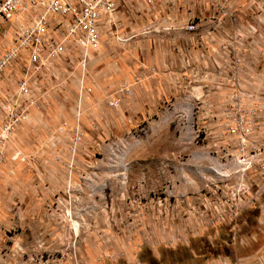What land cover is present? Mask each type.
Returning <instances> with one entry per match:
<instances>
[{
    "label": "rangeland",
    "instance_id": "374dc122",
    "mask_svg": "<svg viewBox=\"0 0 264 264\" xmlns=\"http://www.w3.org/2000/svg\"><path fill=\"white\" fill-rule=\"evenodd\" d=\"M153 4L117 0L115 12L128 30L132 13L160 10V1ZM208 4L204 18L187 22L201 28L202 41L196 49L181 45L185 61L177 63L172 82L162 75L138 83L122 78L114 57L121 53L110 46L104 68L92 78L70 48L32 75L38 105L31 109L39 111L17 137L15 129L12 151L33 153V173L38 158L45 203L59 214V244L54 252L43 250L44 257L59 260L74 243L77 257L89 264L133 258L203 264L217 256L264 264V186L254 199L264 176L255 150L239 155L238 136L225 132L252 104L257 126L249 147L264 148L262 7L226 1L219 10ZM166 16L148 19L157 33L171 22ZM159 50L164 63L165 50ZM20 64L0 79V121L3 103L13 101L25 72ZM34 139L37 146H29ZM233 198L241 205L234 217L228 211Z\"/></svg>",
    "mask_w": 264,
    "mask_h": 264
},
{
    "label": "crops",
    "instance_id": "0c3cea01",
    "mask_svg": "<svg viewBox=\"0 0 264 264\" xmlns=\"http://www.w3.org/2000/svg\"><path fill=\"white\" fill-rule=\"evenodd\" d=\"M155 1H160V10L151 12L141 10L139 13H132L133 22L128 30L127 24L129 23L126 24V19L119 11L114 12L109 21H106V18L101 21L99 43L88 51L85 66L81 68L84 75L86 71L92 78V75L98 72L96 69H99V72L102 71L109 51L107 46H110L114 49L117 47L121 53L116 52L114 57L121 61L118 73L122 75V78L129 76L135 83H138L144 80L146 75H151L152 78L162 75L164 79L172 82L171 75L178 65L177 63L185 61L183 52L180 50L181 45L185 47L189 43L196 49L197 44L202 41L203 31L201 28L195 33H189L185 31L184 27L190 19L196 21V18H204L210 6L208 3L198 0ZM226 1L231 4L261 6L262 13L259 17L264 20V0ZM165 2L170 3L171 10H168L169 6L167 7ZM176 5H178L177 8ZM152 8L155 9L154 4ZM165 9L167 13L164 11ZM165 14L171 22L164 23L166 26L157 33L158 27H154L156 22L149 23L148 19L150 16L152 18H157L159 15L165 17ZM161 47L165 50H162L164 63L159 61L161 56L158 55V52L161 51L159 50ZM73 51L79 56L78 50ZM179 54L182 56L181 60ZM20 63L22 65V62ZM111 100L116 99L111 98ZM38 111L37 109L29 110L24 120L17 126L16 137L20 129H26L25 126L31 122L33 117L37 116ZM12 136L7 143L8 149L5 148L4 163L0 165V264H28L23 261L25 255H27V260H30L28 257L43 254L42 251L45 249L47 252L56 250L59 244V232L56 226L59 214L45 203L44 174L40 170L38 171V158L36 156L34 158L35 173L31 172L29 168L33 164L30 157L32 152L31 155L26 154L27 157L23 154L26 151H19L23 160L12 158L14 154L12 144H17V140ZM29 143V146L38 144L37 139L31 140ZM39 162L41 163V161ZM51 257H54L55 260L51 263L47 258L44 263L35 259L29 264L59 263L56 256L52 254Z\"/></svg>",
    "mask_w": 264,
    "mask_h": 264
},
{
    "label": "built area",
    "instance_id": "2783aa9c",
    "mask_svg": "<svg viewBox=\"0 0 264 264\" xmlns=\"http://www.w3.org/2000/svg\"><path fill=\"white\" fill-rule=\"evenodd\" d=\"M150 7L154 0H133ZM193 1V0H192ZM210 3L213 8L224 9L226 0H198ZM117 9V0H0V79L5 71L14 64L22 62L25 72L16 81V94L13 101L2 105L3 117L0 121V165L5 160V148L17 126L24 120L31 108H37L38 99L33 95L31 79L33 74L40 73L58 59L67 48L78 50L79 65L85 66L87 53L96 47L100 37V23L106 18L109 21ZM185 31H198L196 23H187ZM122 91H127L122 88ZM117 104V100H111ZM243 116L226 124L225 132L230 137L238 136L235 146L239 155H247L254 150L253 159L260 164L259 171L264 176V148L256 145L249 147V138L257 126V110L252 104L245 109ZM229 146V144H228ZM250 150V151H249ZM257 151V152H256ZM13 159L23 160L20 152L12 155ZM246 159H243L245 161ZM250 164V162H249ZM257 184L256 196L264 186ZM249 200L248 203H252ZM241 210L239 202L232 199L228 211L232 217ZM76 238V231H73ZM74 242V240H72ZM31 261L45 262L44 254L28 257ZM48 260L55 261L49 256ZM50 262V263H51ZM58 264H89L81 262L76 255L74 243L71 251L61 253ZM147 264L133 258L124 263ZM178 264V263H174ZM203 264H249L241 258L217 256Z\"/></svg>",
    "mask_w": 264,
    "mask_h": 264
}]
</instances>
